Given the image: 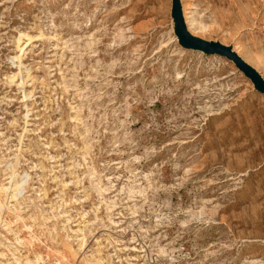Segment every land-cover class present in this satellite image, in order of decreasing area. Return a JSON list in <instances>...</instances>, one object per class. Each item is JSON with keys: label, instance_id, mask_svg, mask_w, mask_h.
Wrapping results in <instances>:
<instances>
[{"label": "rangeland", "instance_id": "1", "mask_svg": "<svg viewBox=\"0 0 264 264\" xmlns=\"http://www.w3.org/2000/svg\"><path fill=\"white\" fill-rule=\"evenodd\" d=\"M179 1L264 81V0ZM0 264H264V96L171 0H0Z\"/></svg>", "mask_w": 264, "mask_h": 264}, {"label": "water", "instance_id": "2", "mask_svg": "<svg viewBox=\"0 0 264 264\" xmlns=\"http://www.w3.org/2000/svg\"><path fill=\"white\" fill-rule=\"evenodd\" d=\"M171 14L175 23V35L181 46L206 55L220 56L232 62L254 84L256 90L264 96V81L261 76L230 48L219 43L201 40L187 32L179 0H171Z\"/></svg>", "mask_w": 264, "mask_h": 264}, {"label": "bare ground", "instance_id": "3", "mask_svg": "<svg viewBox=\"0 0 264 264\" xmlns=\"http://www.w3.org/2000/svg\"><path fill=\"white\" fill-rule=\"evenodd\" d=\"M186 15H187L186 9H183V16L185 19H186ZM19 183H20L19 180L13 177L12 182L10 184L13 186V188L11 189L13 192H17L19 190V187H21Z\"/></svg>", "mask_w": 264, "mask_h": 264}, {"label": "snow or ice", "instance_id": "4", "mask_svg": "<svg viewBox=\"0 0 264 264\" xmlns=\"http://www.w3.org/2000/svg\"><path fill=\"white\" fill-rule=\"evenodd\" d=\"M243 175V174H242Z\"/></svg>", "mask_w": 264, "mask_h": 264}]
</instances>
